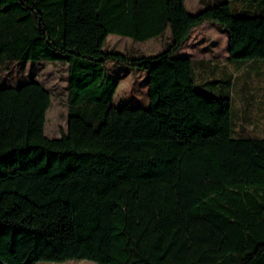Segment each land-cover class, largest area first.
I'll list each match as a JSON object with an SVG mask.
<instances>
[{
	"label": "trees",
	"instance_id": "obj_1",
	"mask_svg": "<svg viewBox=\"0 0 264 264\" xmlns=\"http://www.w3.org/2000/svg\"><path fill=\"white\" fill-rule=\"evenodd\" d=\"M262 3L232 15L228 1L189 14L184 0H0V66L65 65L68 105L66 132L48 139L50 93L0 88V182L54 193L0 188V264H264V137L235 135L228 97L197 93L193 62L173 57L211 23L235 70L264 80ZM166 32L155 56L103 50L110 35ZM108 63L146 72L147 109L111 106Z\"/></svg>",
	"mask_w": 264,
	"mask_h": 264
},
{
	"label": "rangeland",
	"instance_id": "obj_2",
	"mask_svg": "<svg viewBox=\"0 0 264 264\" xmlns=\"http://www.w3.org/2000/svg\"><path fill=\"white\" fill-rule=\"evenodd\" d=\"M229 2L232 15L242 11H251L254 1L262 6L263 0H184L186 11L195 14L209 5ZM206 26L219 32L212 34L217 44L213 51L208 46L203 50L208 39L205 38ZM209 33V32H208ZM203 39V40H202ZM168 41V33L163 37L143 43L132 42L128 38L110 35L106 39L104 51L130 53L134 57L157 55ZM207 44V43H206ZM194 49L193 61L194 90L208 96L228 97L232 105L231 126L237 135L239 132L251 133L264 137V96H262L263 75L259 70L247 72L248 65L236 71L234 62L229 61L227 53V35L217 25L203 23L192 30L185 47L173 57H184ZM109 73L118 80V86L111 101L114 109H147V75L144 71H133L108 63ZM66 67L59 63H18L0 66V88L17 87L27 82L40 83L51 95V105L45 115L44 136L59 139L67 130V82ZM219 87H216V85ZM27 188L38 202H45L53 194L43 195L25 176H10L0 182V188ZM37 264H95L89 261L68 260L65 256L55 257L51 261Z\"/></svg>",
	"mask_w": 264,
	"mask_h": 264
},
{
	"label": "crops",
	"instance_id": "obj_3",
	"mask_svg": "<svg viewBox=\"0 0 264 264\" xmlns=\"http://www.w3.org/2000/svg\"><path fill=\"white\" fill-rule=\"evenodd\" d=\"M202 26V25H201ZM199 27V26H198ZM207 28H205V34H207V36H205V38L206 39H208L207 40V44L206 43H204V45H205V47H204V49L203 50H206L207 51V49H208V46H210V49L213 51V46H215L216 44H217V42L215 41V39H213L212 38V34H214V33H217V32H219V31H217V30H211V26L210 27H208V26H206ZM209 32V33H208ZM168 33V32H167ZM191 33H192V31H191ZM191 33L189 34V36H188V38L191 36ZM187 38V39H188ZM203 40V39H202ZM187 41V40H186ZM186 41H185V43L182 45V47H185V45H186ZM208 45V46H207ZM181 47V48H182ZM193 49V48H192ZM194 49L191 51V52H189V53H187L184 57H180V58H186V59H189V60H191L192 62L195 60L192 56L194 55ZM228 53V52H227ZM119 84V83H118Z\"/></svg>",
	"mask_w": 264,
	"mask_h": 264
}]
</instances>
